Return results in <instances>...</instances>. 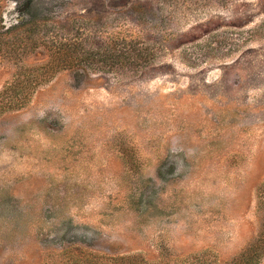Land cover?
<instances>
[{"label": "rangeland", "instance_id": "1", "mask_svg": "<svg viewBox=\"0 0 264 264\" xmlns=\"http://www.w3.org/2000/svg\"><path fill=\"white\" fill-rule=\"evenodd\" d=\"M30 2L154 64L55 73ZM121 257L264 264V0H0V264Z\"/></svg>", "mask_w": 264, "mask_h": 264}, {"label": "trees", "instance_id": "2", "mask_svg": "<svg viewBox=\"0 0 264 264\" xmlns=\"http://www.w3.org/2000/svg\"><path fill=\"white\" fill-rule=\"evenodd\" d=\"M132 8L136 14H139L132 21L135 30L120 29L113 33V37L110 39L106 38L103 43L104 37L99 35V28L94 33L96 41L89 42L80 36L70 38L73 30L70 18L51 22V19L41 17L42 11L32 2L27 4L25 20L21 21L18 26L29 29L31 27L33 32L41 35V38L38 37L39 44L46 45L53 52V71L55 73L71 70L78 80L86 75L89 68H94L95 65L100 66L103 61H110L111 63L103 64L110 65V67L112 64L117 70L136 72L151 67L154 64L155 53L145 39L146 27H148L144 21L145 10L134 6ZM140 26L143 28L139 29ZM18 106L22 107L23 104ZM134 258L136 259V257L130 259L121 257L120 261L134 260L130 262V264H134L136 263ZM73 264L78 263L73 261Z\"/></svg>", "mask_w": 264, "mask_h": 264}]
</instances>
